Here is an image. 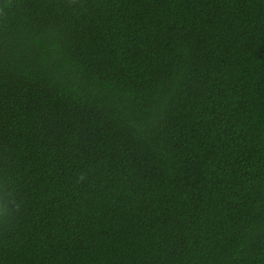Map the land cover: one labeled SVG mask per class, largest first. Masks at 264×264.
Instances as JSON below:
<instances>
[{
	"label": "trees",
	"instance_id": "1",
	"mask_svg": "<svg viewBox=\"0 0 264 264\" xmlns=\"http://www.w3.org/2000/svg\"><path fill=\"white\" fill-rule=\"evenodd\" d=\"M0 264H264V0H0Z\"/></svg>",
	"mask_w": 264,
	"mask_h": 264
}]
</instances>
